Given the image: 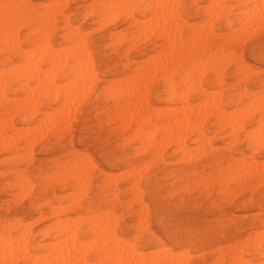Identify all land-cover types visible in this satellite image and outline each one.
Returning <instances> with one entry per match:
<instances>
[{
  "label": "rangeland",
  "instance_id": "374dc122",
  "mask_svg": "<svg viewBox=\"0 0 264 264\" xmlns=\"http://www.w3.org/2000/svg\"><path fill=\"white\" fill-rule=\"evenodd\" d=\"M51 1L52 0H29V3L31 5H34L39 11H42L44 13L52 12L55 10L58 11L56 24L51 38L53 47L55 48L57 47L56 49H58V47L59 48L62 47V45H63L62 48L69 45L68 43H66L64 39V36L68 33L69 30L70 31L74 30L73 35L77 32L80 34L81 30L83 31L80 34L81 36L79 34H75V35H77L78 38H81L80 40L84 39L82 41L86 43L88 52L91 56L92 68L90 69H92L93 70L92 72H94L95 74L94 73L91 74V72L89 74H85L87 75V77L88 75L90 76L86 79V77L82 75L84 74L83 72L84 69L82 68L83 69L82 71L77 67L76 69L81 70L80 71L81 73L76 71H73L75 73L67 72L68 69H65L63 72H60L57 75L59 83L60 82L62 83V81H64L63 84H65L66 82L65 78L66 77L70 78V75L71 77L75 76V79L77 77L79 78L80 77L79 75H82V78L80 77L81 80L80 79H78L79 81L75 80L78 82H74L73 80L74 78L73 79L71 78L72 80L68 79V81H71L69 83L70 84L73 83L76 87L77 83L80 84V81L82 82V79L84 80L85 78L86 82H88V84H91V85L87 84L89 86L87 88L85 84L86 82L84 81V86L85 88L88 89L87 93L84 92L85 88L82 85H79V87L80 86L83 87L84 90L82 91L86 93V95H84L82 91L79 93L80 91L79 89L81 88H75L72 85L74 89L78 91L74 95H77L79 93L81 94L80 95L81 97L77 95L79 100L75 98L76 99V101H74L75 103L79 101V103H76L77 105L74 102H73L74 104L72 103L74 110H73V114H71L72 116L71 117L69 116L68 118L70 120V123L69 121H67L68 120L67 119L66 123L67 122L68 123L66 124L64 122L63 124L64 126L61 128L64 130V133L63 131H61V129L57 133L55 130L57 129V126L53 124L54 122H51L50 119L49 121L48 119H46L48 117L52 118V116H49V113L48 115L45 113L48 116L45 119L47 120L48 126H51L50 128L46 127L47 126L45 123L46 121L40 123L38 122V118L40 119V116L43 117L45 115V114L43 115V113L47 109L49 111L51 110L53 111L58 107V104L52 102L50 98H45L43 100V105L39 107V111L37 112V117H36L37 119L33 117V118H27L26 121H23V115L15 116L11 120V122L14 124L13 130H9V131L7 130L5 135L2 134L3 137L0 134L1 140L2 138L4 139L5 136L6 138L7 136L9 138L13 136L12 141L8 138L11 142L7 141L8 139L7 140L4 139L6 141L0 140L1 141L0 145L1 143L3 145L0 146V230L3 229V227L6 228L8 227V229L11 231V236H12L13 234L16 235V233H18V230H20V228L23 227L22 225H24L25 227H27L26 225H28L29 228L28 227L27 228L31 231V237L29 238V245L30 246L34 244L40 245L49 241L46 237L42 235L41 231L48 228L53 222L58 221L56 220V218L59 219L60 221L65 220L64 221L65 223L67 222L68 225L70 223L69 226H72L77 222L76 219L79 218L78 219L79 222L81 219H86L87 217H89L90 216L89 213L91 214V216H93L97 214V212L99 214L109 212L110 215L111 213L112 214L115 213L114 214L115 215L114 217H116L114 218L115 221L113 220V218L111 219L114 221L113 223L112 221H109L107 219L108 217L106 219L108 220V222H111L112 225L117 221L116 222L117 226L114 224L115 226L114 229L116 230L118 237L128 241L129 243L135 244L136 247L138 248V251H143L142 253L144 254H147L149 252H150L149 254H151L152 252L153 253L157 252L162 255L165 254L168 257H171V254L172 256H176V254H178L177 258L174 257L175 260H177L176 264H178L180 261H181L180 264H182L183 263L182 260L185 257L184 255H187L186 253H184V255L181 254L183 255V257L179 255L180 252L183 251L188 253V255L186 256L188 258L186 260L185 257L183 264H240L238 261H235L237 260L238 257V255L235 253L237 252L239 254L238 251H242L244 253V260L245 261L247 260L248 264L249 263L254 264L255 262H256L255 264H257V262H259L258 264H264V262L260 263V261L264 260L263 255H260L258 253H253L251 249L244 248L248 242H246L245 245H243L242 247L240 246L241 241L244 242L249 236H252L254 232L260 230L261 228H264V184L259 183L260 180L253 176V178L249 179L248 183L241 188L236 187L235 183L229 182L228 187H225L226 190L222 192V184L220 180L216 178L217 174H215V172L217 173V170L220 167L218 166L217 162L219 163L223 162L222 166L226 167V165L224 164H227L226 161L228 159L229 161L231 160L233 161V158L234 159L245 158L248 161L251 160L252 157H255L256 160L259 161L261 159V162L263 161L262 159H264V148L259 149L255 152L252 151L250 146L251 143L248 138L253 134L257 136L256 134L257 132L250 133L248 131L251 130V128H254L251 126L254 125L256 126L258 124L257 123L255 124V122L247 123L245 130V132L246 131L247 132L245 133L244 131H241L235 138L233 137L234 138L233 139L229 135L230 129L225 127L219 128L212 123V120H208L205 122L203 130L205 133V137H207L208 142L212 145L213 155L211 156V154L210 155L201 154L203 153V151L199 149L198 143L193 142L192 138H188L186 143L191 152L190 154L186 155L189 157V159L187 157L186 158L187 160L184 161L185 155H181V153H176L174 145H171V147L170 145H167L166 146L167 148L166 147L163 148L159 153H156V151L154 152V150H152V148L149 145L148 146L146 145L143 148L140 141L136 142L132 139V136L134 135V131H136V129L134 128L137 127L135 124L132 125L133 129L131 127V129L128 131L122 129L121 128L122 126L118 127L116 122L118 119L117 117L118 110L115 107H117L118 103L120 102L122 103L124 99L126 100L127 96L125 97L124 95L123 97H120L117 94H112V92L114 93L117 90L119 91L121 87L122 88L124 87L125 90L126 89L128 90L130 87L133 86L135 87L136 83H138L139 85L141 82L142 87L144 85L143 88H145L143 93L147 91L146 94H144V97L146 95V98L151 104V106H155L151 111V113L141 114L144 116L147 115V117L145 118H148L151 123H154L156 121L157 111L158 112L164 111L166 108L165 109L163 108L164 107L169 108L170 105H172V102L179 105L180 101L179 98H177V96L179 97V95H177V91L181 93V91L184 90L182 89L183 87L181 85L176 84L175 87L171 89V91L166 90L169 84L163 79L164 77L160 73H153L151 74L150 77L148 75L139 81L135 79L137 78L136 76L140 74V70H141L140 67L145 64L148 65L147 62L149 63L151 58L150 56L154 55V53L158 52L159 50H162L161 43L163 42V40L161 39V35H158L157 37V34L159 32H157L158 30L154 29L156 28L154 27V24L156 22L158 27H161L160 22L162 21L164 23L162 19H165L166 21V18L167 19L169 18V22H170L169 16H171V21L175 20L176 22H180V23L184 21L185 24H187L189 27L193 29L194 27L200 26L199 23L201 22L205 23L207 21L205 17L207 18L209 16L211 17V15L214 14V11H216L217 9L226 8V10L228 11L229 18L233 21V30L235 31L237 30L235 34H238V38L240 39H238V42L234 43L233 46L231 47L230 51H232L233 53V58L227 60L222 65L223 70L220 77L221 83L216 80V77L211 72H206L204 74L202 83L206 88L207 87L210 88L211 91H215V90L218 91L220 89L224 93L225 98L227 99L233 98L236 100L237 98L240 97L239 94L242 92V90L243 93L246 94V96H244L243 98L244 102L251 100L249 98L250 97L253 98L252 96L254 95L257 98L261 97L259 95H262V97L264 98V22L262 23V21H264L262 19L264 18V13H263V17L259 18V15H261L262 12H264V7H263L264 5L262 6L255 4V2H259L260 4L261 1L254 0L255 1L254 2L250 0L249 2V0H246L248 2H244L245 0H227V4L230 3L229 5H231L230 7L228 5H220L219 6L220 8L219 7L217 8L216 5H214L213 3V5L216 7V10H213L214 6H212V0H180L179 5H176V3L179 0H176V2L175 0H173V2H175L174 3L175 9L172 7L173 5L172 6L161 5L163 1L166 0H163L162 3L159 2L160 0L155 1L154 3L158 2L159 4H154V5L151 4L153 3L154 0L153 1L136 0L138 2L140 1L139 3L136 1L133 2L129 0L130 4L129 3L127 4L128 1L125 2L124 0L121 1L119 0L121 3L118 0H103V1L102 0L101 1L100 0L98 1L97 0H64V1L55 0L56 6L53 5V3L55 4L54 0L52 1L53 2L52 4H50ZM57 1L62 3L57 4ZM122 1L125 2L124 4H127L129 6L127 5L124 6ZM240 1L242 4L239 3ZM41 2L45 4L42 5ZM93 2L95 4H93ZM100 2H102L101 4L103 5V7L100 4ZM108 2L109 5L113 3L110 6V8L106 7V5H108ZM251 4H253V6ZM131 5L134 6L132 7V9H129L131 8ZM155 5H157V7ZM43 6L45 7V9L43 8ZM117 6H119L120 9H122V6H124L125 8L123 7L124 9L123 11L127 10L126 14L123 11L120 13L118 11L120 9L118 10L116 9L118 8ZM167 6L169 9L165 8ZM162 7L165 8V9L163 8L164 10H169L168 11L169 13L170 10L173 8V10H176L175 14L178 17L174 15L173 10H171L173 11L171 13L174 16L172 17L171 13L169 16H167L169 13L167 14L166 13L167 11H164ZM243 7H245V9ZM58 8L59 10H57ZM149 8H151L152 10H150ZM156 8L159 9V12L161 10L163 11V12L161 11L160 13L161 15L165 13L167 17L164 18L163 17L164 14L162 17H160V14L159 16H157L158 14L156 13L157 11ZM241 8H243L247 13H242ZM101 9H103L102 10L103 12L101 11ZM109 9L110 10L116 9L114 11L116 13H113L112 10L111 12L113 14H111ZM208 9H210L211 11ZM239 9L240 11H238ZM128 10L131 12H128ZM251 10L253 11L252 14H255L258 19H256L255 15L253 16L251 14H248V12L251 13ZM105 11H109V15L107 14L108 12L105 13ZM117 12H119V14ZM153 14L156 15V17ZM243 14L244 15L248 14V19L250 18V20L244 17ZM250 15L253 16V19L251 18ZM106 16L108 18L110 17L111 18L108 19ZM114 16L116 18H114ZM175 16L177 17V19L175 18ZM146 17L150 24L152 21L154 22V24L152 23L153 25L152 24L149 25L146 22L147 20L144 19ZM149 17L151 20L152 19L153 20L151 21ZM106 18L107 21L109 22L105 23ZM172 18L174 20H172ZM241 18L242 19L245 18V19L242 21ZM158 19H160L161 21H159ZM255 19L257 20L258 23H260L258 25L259 27L257 25L255 26L256 23ZM99 20L100 21L103 20L102 25H100L101 22L99 23ZM237 20L240 21L237 22ZM252 20H254L255 22L254 23L251 22ZM244 21L246 22L250 21V22L249 24H247ZM66 22H68V24L69 23L71 24V25L69 24L70 29H68L64 24ZM143 23H145L146 25L148 24V27L144 28V26L146 25ZM184 23L182 22L181 24ZM204 23L201 24L203 25ZM214 23H215V32L218 35L221 34L219 35L221 38H223L230 31L227 29V27L223 22L221 23L215 21ZM72 25H74V28H72L73 27ZM138 25L142 26L141 29L143 28L144 31L145 29L147 31V28L149 29V27L151 28L153 27L154 30L153 29L151 30L149 29V30L150 32H154V31L155 32L152 33L150 36V34L148 35L145 34L146 31L145 32L143 31L144 32V33L142 32L143 35L145 36L147 35L146 36L147 38H145L141 42L140 40H142L143 35L140 33L143 29L140 30L139 32L138 29H140V27H138ZM236 25L237 26L246 25L244 28L248 29V31H244L243 27H242L243 29L239 27V30L241 29L240 30L241 32L239 33L238 28L234 27ZM248 25H250V29L254 26L255 27L252 28L251 31L249 30ZM75 26L78 31L75 29ZM136 27L138 30L136 31V33L139 32L138 34L140 36H138L137 34H131L133 31H135ZM159 29H162V27ZM159 31L161 32V30ZM249 31H251L252 33ZM84 32L86 33V35L84 34ZM146 33H149V31H147ZM155 33L156 35H154ZM222 33H224L225 35L223 34L222 36ZM245 33H247V35ZM129 34H131L132 36ZM133 35H135V37ZM135 38H137V40ZM131 39L132 40L135 39L137 42L135 40L131 42ZM117 41H119L118 44ZM242 61H243V65H245L246 73L245 71L240 73H235L238 63ZM44 68L46 69V67ZM254 69L257 70V72ZM253 70L255 73H253ZM47 71L49 70L47 69ZM50 71L53 72V70ZM54 72L56 73V70ZM75 74L76 75L79 74V75L76 77ZM63 75L66 76L63 77ZM158 75L159 77H157ZM92 76H94L95 78L93 79ZM154 77H157L155 78L156 80H153ZM90 78L93 80L92 83H89L91 81ZM128 79H130V81ZM175 80L177 81L178 78H176ZM233 80L234 83H232ZM115 81L116 82L118 81L117 82L118 84ZM142 81L143 83L145 81L146 82L143 84ZM152 81L153 83L150 85ZM33 84L35 83L30 84L31 87L34 86ZM104 84L105 86L107 84L106 90L104 89L105 87L103 88ZM108 85L114 87V89L116 88L117 90L116 89L115 91H113L114 89L112 91L109 90L108 91L109 93H107L106 91L108 90L109 87ZM118 86L120 88H118ZM112 87L110 89H112ZM238 89L239 91L241 90V92H239ZM173 90L176 91L175 92L176 94L174 93ZM6 93L8 94V96L11 95L10 96L11 98L14 96L13 97L14 99H19V98L21 99V97L23 96V93L17 90V87L7 89ZM104 93L108 94L109 96L108 95L107 97L104 96L105 95ZM74 95L72 97H74ZM82 97H84L83 100L80 99ZM256 97L254 98L256 99ZM130 101L131 103L136 102L134 97H132ZM190 102L192 104L196 102L193 96L190 98ZM52 106H54L55 109ZM158 106H162V108ZM222 107L227 111L231 109L228 105L225 104V102L222 104ZM123 109L128 111L127 108H123ZM123 109L121 113L123 112ZM42 110L44 112H42ZM2 119H0V121H2ZM3 120H5V118ZM41 123H45L44 128L47 129L46 130L47 132L44 130L45 131V134L43 133L44 136L41 133H39L40 129H42L43 127V126L42 127L39 126L41 125ZM32 125L34 126V129L35 127L37 128V130L39 129V132L37 134H34L35 131L34 129H33L34 131L32 129L30 131L27 130ZM33 126L30 128H33ZM258 127L260 126L258 125L255 128L257 129V131L261 129V131H258V136L260 137L264 134V130L262 128L258 129ZM248 128L250 129L248 130ZM19 130L21 133L22 131L23 132L26 131L24 132L26 135L20 133L22 135L21 136L20 134H18ZM13 131H16L18 133L16 132L13 133ZM14 134L15 135L18 134L16 135L17 138L16 136L14 137ZM124 138H126L125 140L127 142L124 140ZM255 139L257 138L255 137ZM260 139H264V136L263 138ZM9 142L11 146L15 145V147H17L18 157L14 161H10L11 158L10 152L12 147L8 149L5 146ZM134 147H136L137 149ZM193 150L196 152H194ZM199 151H201V153ZM191 155H193L194 157ZM72 157L79 159L83 158L82 162L84 161L85 165L82 168L84 169H87V166L90 163V161L94 164V166L91 167V170L87 171V173H89L90 175L89 181L86 180L84 186L81 188V191L78 190L77 192L73 190L68 180L62 179L61 177H59L60 175L57 173L60 167L64 163H66L69 160H72ZM128 160H130V162H128ZM86 161L88 162V164ZM137 161L139 162V164L137 163ZM142 162H144V164H142ZM148 162L149 165L147 164ZM144 165L146 166L144 167L145 169L143 168ZM131 166L132 167L135 166L134 170ZM139 167H141V170ZM136 168H137V175L139 171H142L139 172L138 175L139 177L142 178L140 180L139 191H142L139 192L140 197H135L134 195H132L133 192L130 190V184H131L130 175H126L128 169H131L134 172ZM8 169H9V173H8ZM21 169L27 181H30L28 182L27 185H25L27 186L26 190L25 188L24 189L22 188L24 186L23 184H22L23 186L21 184L20 185L16 184L17 174L15 171ZM119 169L120 170L122 169L121 170L122 172H120ZM53 171L56 172L53 173ZM121 173L123 174V177ZM117 175L119 176L120 179H118ZM202 177L204 179H202ZM55 178L58 179L55 180ZM109 178H111V180H115V183L109 184L108 183ZM257 180L258 183L255 184ZM60 181H62V183ZM31 182L32 184H30ZM29 184L31 185V187H29ZM68 191L72 196L68 194L67 195L63 194V193L65 194L68 193ZM74 191L76 192V194L79 193L80 191L81 192L80 196H77ZM84 191L85 193H82ZM17 194L18 196L19 195L20 196L18 197ZM62 194L64 196H62ZM82 194L85 195L82 196ZM75 195L76 197H74ZM17 197L21 200L18 201ZM72 197H74L75 199L77 198L78 201L76 200L75 202V200H73L74 198L72 199ZM79 197H81V199ZM70 199H72L75 202V206L76 205L78 206L76 207L69 206L70 204L71 205L74 204V202ZM142 204L143 207H141ZM55 205L59 206V208L61 207V210L58 211ZM51 206L53 207L55 206L56 211L55 208H52ZM82 215L83 216L87 215V216H84L85 217L84 218ZM141 215H143L144 217L142 216L141 218L140 217ZM73 216L74 217L77 216L76 219ZM35 217L37 221H35L34 223ZM14 218L16 220H14ZM66 218L69 220L73 218V220L71 221L72 223L69 220L66 221ZM143 219L147 221V227L145 229L144 228L139 229L138 227L140 224L139 220H143ZM15 221L18 223L16 224ZM22 221L23 222L28 221L27 223L29 224L27 223L23 224ZM20 223H22V225ZM31 223L32 225H30ZM88 223H89L88 221L82 222L81 220V223L79 224L81 234L89 229L88 226L90 225H87ZM12 224L13 225L16 224V226L13 227ZM9 225L10 226L12 225V228L9 227ZM112 225L111 227H113ZM5 230L1 231L2 232L1 237L5 236L6 234ZM15 235H13V237ZM158 248L162 250L160 249L158 250ZM154 249L156 251H154ZM236 249L239 250L237 251ZM164 250L166 251V253ZM177 251H179V253ZM191 253H194L195 255L192 254L193 256H191ZM179 256H181L182 260H180ZM231 256L232 257L234 256V258H231ZM96 257L97 256L93 253L90 256V261L91 262L93 261L94 263ZM219 260L221 261L219 262ZM20 261H18L15 264H24L23 261L21 262ZM98 261L100 262V260ZM148 261L149 260L145 262L144 260L142 261L141 264H159L154 261H153L154 263L152 261L148 263ZM247 262H245L244 264H247ZM100 264H107V262L103 261Z\"/></svg>",
  "mask_w": 264,
  "mask_h": 264
},
{
  "label": "bare ground",
  "instance_id": "6f19581e",
  "mask_svg": "<svg viewBox=\"0 0 264 264\" xmlns=\"http://www.w3.org/2000/svg\"><path fill=\"white\" fill-rule=\"evenodd\" d=\"M52 1L50 4L53 3ZM118 1H116V2H118ZM124 1L125 2L128 1L127 4L128 3L130 4L129 0H124ZM131 1L134 2L136 0H131ZM151 1H153V0H151ZM155 1H159V0H154L153 3H151V2L150 3L152 5L159 4L158 2L154 3ZM162 1L163 0H160L159 2L162 3ZM170 1H172V2H170ZM252 1H254V0H252ZM256 1H259V0H256ZM260 1H261L260 4H259V2H255V1L254 2L256 5H262L263 6L264 0L263 1L260 0ZM54 2H55V4L53 3V5L56 6V1L54 0ZM109 2H108V5H109ZM125 2H123V4ZM136 2H138V1H136ZM147 2H144V3H147ZM175 2H176V0H175ZM175 2H173V0H168V1L166 0V1H163V3L161 5H168V6L173 5L172 7L175 9V7H174ZM244 2H248V1L245 0ZM249 2H250V0H249ZM58 3H62V2L57 1V4ZM101 3L102 2H100V4ZM213 3H214V5H216L217 8L220 5H228L229 7L231 6V5H229L230 3L227 4V0H212V6H214ZM239 3H241V1ZM44 4L45 3H42V5H44ZM93 4H95V3L93 2ZM127 4H124V6ZM179 4H180V0L176 3V5H179ZM209 4H211V3H209ZM209 4H208V7H209ZM108 5H106V7L110 8L111 5H109V6ZM251 5L253 6V4H251ZM251 5H248V6H251ZM64 6H65V4H64ZM124 6H122V9H120L119 6H117L118 8H116V9L117 10L120 9L118 11L121 13L124 10L123 9ZM127 6H129V5H127ZM133 6L131 5V8H129V9H132ZM155 6L157 7V5H155ZM168 6L165 8L167 9ZM102 7H103V5H102ZM214 7H213V10H216V7H215V9H214ZM222 7H225V6H222ZM43 8L45 9L44 6H43ZM163 8L164 7H162V9ZM173 8L172 9L170 8V9L173 10ZM243 8L245 9V7H243ZM243 8H241L242 13H247V12H245V10ZM149 9L152 10L151 8H149ZM57 10H59V8ZM102 10L103 9H101V11ZM112 10H110V12ZM115 10H113V13H116V12H114ZM156 10L159 12V9L156 8ZM171 10H170V13L174 11L173 13H174V15H176L175 14L176 10H173V11H171ZM208 10H210V9H208ZM157 11H156V13L158 14L157 16H159V14L161 13L162 10L159 13ZM164 11H167L166 12L167 14L169 13L168 12L169 10H164ZM238 11H240V9ZM254 11H255V9H254ZM119 12H117V13L119 14ZM123 12H125V14H126L127 10L123 11ZM128 12H131V11L128 10ZM215 12L218 14H216ZM252 12L253 11L251 10V13L248 12V14H251L254 16L255 14H252ZM105 13H107L109 15V11H105ZM113 13L111 12V14H113ZM170 13L167 16H169ZM210 13H212V12H210ZM263 13L264 12H262V14L259 15L260 14V12H259V14H258L259 18L263 17ZM163 14H164V16H163ZM163 14L162 15L160 14V17L163 16L164 18H166L167 17L166 14L165 13H163ZM214 14H216V15H214ZM214 14H212L213 16L211 15V17L209 15H208L209 16L208 18L205 17V19H207V21L205 23L201 22V23H204L203 25L201 23H199L200 26L194 27L193 29L191 27H189L187 24H185L184 21H182L184 24H181L182 22L181 23L176 22L173 18H172V20H174V21H171V16H169L170 22H169V18L168 19L166 18V21H165V19H162L164 21V23L160 20L161 18L159 17L160 19H158V20L162 22V23L160 22V26L162 27V29H159L161 27H158L156 22H155V24H156V26H155L154 22L152 21L153 19L152 20L150 19L151 16L149 17V19L152 21L151 22L149 20L151 22V24L153 23L154 27H156V28L158 27L157 29L156 28H154V29L158 30L157 32L160 33V34L159 33L157 34V37H158V35H161V39L163 40V42H162L163 44L161 43L162 50H159L158 52L154 53V55L150 56L151 57L150 61H149V63L147 62L148 65L145 64V65H142L140 67V69H141L140 74L138 76L135 75L137 77L135 79H137V81H139L148 75L150 77L151 74H153V73H160L161 75H163V77H164L163 79L169 84L168 87L166 88V90L171 91V89L173 87H175L176 84L181 85L183 87L182 89H184L183 91H181V93H179L177 91V95H179V97L177 96V98H179V101H180L179 105L172 102V105H170L169 108L164 107L163 109L166 108L164 111H162V112L157 111L156 112V121L154 123H151L148 118H145V117H147V115L146 116L141 115L142 113H148V114L151 113V111L155 107V106H151V104L149 103V101L146 98V95L144 97V94H146L147 91H145V93H143L145 88H143L144 85L142 87L141 82L139 85H138V83H136L135 87L129 86L131 89L129 88L128 90L127 89L125 90L124 87L123 88L121 87V89L119 91L116 88L115 89L117 91H115L114 87L108 85L109 87H108V90L106 91L107 93H109L108 92L109 90L112 91L114 89L113 91H115V92L114 93L112 92V94H117L120 97H123L124 95H125V97L127 96L126 100L124 99V101L122 103L121 102L118 103L117 107H115V108H117V110H118L117 112L119 115V116L117 115V117H118V119L116 121L117 126L118 127L122 126L121 127L122 129H124L125 131H128L131 129L132 125L135 124L137 127L134 129H136V131L133 130L134 135L132 134L133 136L132 135H130V136H132V139L134 141H136V142L140 141L143 148L146 145L147 146L149 145L152 148V150H154V152L156 151V153H159L167 145H170V147H171V145H174L176 153H181V155H185L184 156L185 159L182 157L185 161V160H187L186 158L188 157L186 155L190 154V152H191L187 146V143H186L188 138H192L193 142L198 143L199 149L203 151V153H201V151H199L201 154H204V155H208V154L210 155L211 154V156L213 155L212 145L208 142V139H207V137H205V133L203 130L204 124L208 120H212V123L215 124L219 128L225 127V128L230 129L229 135L232 138L233 137L235 138L241 131L245 132L246 125H247V123H250V122H255V124L257 123L260 126V127H258V129L262 128L264 130V128H263L264 127V98L262 97V95H259L261 97H258V98L254 95L252 97L253 98L256 97V99L255 98L253 99L250 97L249 99H251V100L244 102L243 98H244V96H246V94L243 93V90L241 92V90L239 91V89H238V91L242 93V94L241 93L239 94L240 95L239 98L236 97L237 98L236 100L233 98L227 99V98H225L224 93L220 89L218 91H216V90L211 91L210 88H208V87L206 88L202 83L204 74L206 72H211L216 77V80L221 83L220 77H221V73L223 70L222 65L227 60H230L233 58V53H232V51H230L231 47L233 46L234 43L238 42V39H240V38H238V34H235L237 30L236 31L233 30V21L229 18L228 11L226 10V8L225 9L224 8L217 9L216 11H214ZM248 14L247 15L245 14L246 16L244 14L243 15H244V17H246L248 19ZM57 15H58V11H56V10L52 11V12H48V13H44L42 11H39L34 5H31L29 3V0H0V119L5 118V120L2 119V121H0V134H1V136H2V134L5 135L7 130L8 131L13 130L14 124L11 122L13 117L23 115V121H26L27 118H33V117L36 118L37 112L39 111V107L41 105H43V100L45 98H50L52 102L58 104V107L56 106L57 108L55 109V107L52 106L55 109L53 111L52 110L49 111L47 109L44 112L42 110V112H44L43 115L45 113L48 115V113H49V116H52V118L48 117L45 114L44 115L45 117L40 116V119L38 118V122L40 123V122L46 121L45 122L47 125L46 127L50 128L51 126H48L47 120H46V119H48V121H49V119H50V121L54 122L53 124L55 126H57V129H55V130L58 133L60 131V129L64 126L63 125L64 122L66 123V120L69 118V116L71 117L72 116L71 114H73L74 109H73L72 103L74 101H76V99H78L77 95L78 96L81 95L79 93L82 90H84L83 87L85 88L84 81L86 82V79L88 77H90L89 75L87 77V75H85V74H89L90 72H91V74L94 73V72H92L93 70L90 69V68H92V65H91L92 61H91V56H90L88 49H87V45L85 42L82 41L84 39L80 40L81 38H78V36L75 35V34H79L78 32L73 35L74 30L73 31L69 30L68 33L64 36L66 43L69 44L67 46H69V47H67L66 45H65L66 47L62 48L63 47V45H62V47H60V48L58 47V49H56L57 47L56 48L53 47V44L51 42V38H52L53 30H54V27L56 24ZM171 15H172V17L174 16L172 13H171ZM154 16L156 17V15H154ZM176 16H175V18L177 19L178 16L177 17ZM253 16H251L252 19H253ZM255 17H256V19H258L256 15H255ZM107 18H106L105 23L109 22V21H107ZM110 18H108V19H110ZM114 18H116V17L114 16ZM144 19L147 20V17ZM244 19H242V21ZM262 19L264 20V18H262ZM82 20H83V18H82ZM82 20H80V21H82ZM103 20L102 21L99 20V23L101 22L100 25H102ZM155 20H156V18H155ZM167 20H168V22H167ZM248 20H250V18ZM159 21H157V22H159ZM215 21H218L221 23L223 22L225 24V26L227 27V29L230 30L226 35L224 33H222V36H223V34L225 35L223 38H221L219 36L221 34L218 35L215 32V23H214ZM239 21L240 20H237V22H239ZM246 21H244V22L249 24L250 21L249 22H246ZM141 22H143V21H141ZM146 22L149 25H151L148 22V20ZM241 22H240V25H241ZM251 22L254 23L255 21L252 20ZM260 22H261V20H260ZM263 22L264 21H262V23ZM131 23H132V21H131ZM145 23H143V24H145ZM64 24L66 25V27L68 29H70V27H69L71 25L70 23H69L70 25L68 24V22H66ZM148 24L147 25L145 24L146 26H144V28L148 27ZM259 24L260 23H258L256 20L255 26L256 25L258 26ZM100 25H99V27H100ZM197 25H198V23H197ZM72 26H73L72 28H74V25H72ZM76 26H75V29H76ZM97 26H96V28H97ZM103 26H104V24H103ZM245 26L244 25L243 26H237L236 25L234 27H237L238 32L240 33L241 29L239 30V27L244 28ZM248 26H249V30H251V31H252V28L255 27L254 26L250 29V25H248ZM138 27H140V29H138L140 32V30H142L143 28L141 29L142 26H140V25H138ZM149 29L151 30V29H153V27L152 28L149 27ZM149 29L147 28V31H149V33H146L147 32L146 29H145L146 32L143 29L140 34L143 35V33L145 32V34H147V35L150 34V36H151V34L154 33L155 31L150 32ZM97 30H98V28H97ZM138 30L136 27L135 31H133L131 34H137L138 36H140L138 34L139 32L136 33V31H138ZM159 30H161V32ZM87 31H88V29H87ZM244 31H248V29L244 28ZM251 31H249V32H251ZM80 32L82 33L83 31L81 30ZM156 33L154 35H156ZM242 33H244V32H242ZM242 33H241V35H242ZM84 34L86 35L85 32H84ZM131 34H129V35H131ZM245 34L247 35V33H245ZM133 36L135 37V35H133ZM144 36L145 35L142 36L143 38H142V40H140L141 42L145 38H147L146 36L145 37ZM125 39H126V37H125ZM135 39L137 40V38H135ZM135 39H133V40H135ZM133 40L131 39V42ZM118 42L119 41H117V44H118ZM244 63H246V62H244ZM44 67H46V69ZM77 67L79 69H81L82 71L84 69V71H83L84 74H82V75L85 76L86 79L85 78H84V80L82 79V82L80 81V84L77 83V85L75 87V85L73 83H71V84L69 83L71 81H68V79L72 80L74 78L73 79L74 82H78L79 81L78 79L81 80L82 75L78 74L81 77V78L80 77L78 78L77 77L78 75L75 74L77 77L75 79V76L73 74L74 77H71V75H70V78L69 77L65 78V81L66 82L68 81L67 83L65 82V84H63L64 81H62V83L61 82L59 83L57 75L60 72H63L65 69H68L67 72L75 73L73 71H76V72L81 73L80 72L81 70L78 69L79 70L78 71L76 69ZM47 69L49 71L53 70V72L50 71V73H49V71H47ZM55 70H56V73L54 72ZM254 70H253V73H255ZM244 71L246 73L245 65H243V61L239 62L237 65V68L235 70V73H240V72H244ZM255 71L257 72V70H255ZM64 76H66V75H63V77ZM157 77H159V75ZM157 77H154L153 80H156L155 78H157ZM243 77H244V75H243ZM92 78L94 79L95 77L92 76ZM176 78H178L177 81L175 80ZM146 79H148V78H146ZM212 79H214V78H212ZM75 80H78V81H75ZM128 80L130 81V79H128ZM92 81L93 80L91 79V81L89 83H92ZM149 81H150V79H149ZM31 83H35V84H33L34 85L33 87H31V85H30ZM142 83H143V81H142ZM152 83H153V81L150 83V85ZM232 83H234V80L232 81ZM61 84H63V85H61ZM85 84H86L87 88L89 87L88 85H91V84H88V82H86ZM107 84H106V86H105V84H104V86L102 85L103 88L105 87L104 88L105 90L107 89L106 88ZM69 85L70 86L73 85L75 88H81V89H79L80 90L79 93L77 95H74L78 91H76V89H74L73 86L70 87ZM79 85H82L83 87H81V86L79 87ZM146 85H147V83H146ZM150 85H149V87H150ZM15 87H17V90H19L23 93V96L21 97V99L20 98L14 99L13 98L14 96L11 98L10 97L11 95L8 96V94L6 93L7 89L15 88ZM111 87H112V89H110ZM87 88H85L86 91L84 90V92H86V93L88 90ZM118 88H120V87L118 86ZM127 88H128V85H127ZM244 89H245V87H244ZM129 90H131V91H129ZM173 91H174V93L176 92L175 90H173ZM84 92H83V94L86 95V93H84ZM83 94H82V96H83ZM104 94H105L104 96L107 97L108 94H106V93H104ZM254 94H256V93H254ZM73 95H74V97H72ZM192 96L196 100V102L193 104L190 102V98ZM132 97L135 98L136 102L131 103L130 100ZM73 98H74V100H73ZM83 98L84 97H82L80 99L83 100ZM82 100H80V101H82ZM224 102L226 105H228L232 109V110L230 109L231 111L230 110L227 111V110L223 109L222 104ZM76 103H79V101H77ZM158 107L162 108V106H158ZM123 108H127L128 111H126ZM122 109H123L124 113L123 112L121 113ZM115 113H116V111H115ZM115 113H113V114H115ZM140 115L144 116V117H141ZM46 117H48V118H46ZM67 121H69V123H70L69 119ZM39 123H37V124H39ZM45 123H41V125H39V126L40 127L43 126L42 127V129H43L45 126ZM37 124H36V127H37ZM49 125H50V122H49ZM258 125H256V126H258ZM20 126H22V125H20ZM32 126H30V127H32ZM256 126L254 125L251 127L255 128ZM30 127L27 130L30 131L31 129L32 130L34 129V126H33V128H30ZM36 127L34 129L35 131L37 130ZM250 128H248V130ZM254 128H251V130H249L248 132H250V133L251 132L252 133L257 132L256 134L258 136V131H261V129L257 131V129L255 128V130H256L255 131ZM42 129H40V132H39V129L36 132L33 130L34 134H37L39 132L44 136L45 131L47 129L44 128L43 129V131L45 130L44 132L42 131ZM132 129H133V127H132ZM22 130H24V129H22ZM17 131H18V129H17ZM61 131H63V133H64L63 129H61ZM133 131H132V133H133ZM14 132H16V131H13V133ZM24 132H26V131H24ZM24 132L22 131V133H21L19 130V133L18 132H16V133H18V134L21 133L24 135L25 134ZM250 133H249V135H250ZM10 134H11V132H10ZM18 134H16V135H18ZM16 135L14 134V137ZM36 136H38V135H36ZM252 136H255L257 139H255V137H252ZM252 136L248 137L249 141L251 143L250 146H251L252 151L255 152L259 149H263L264 148V139H260V138H263L264 134L260 137L259 136L257 137L255 134H253ZM12 137L13 136H11V138H9L7 136V138H6V136H5L4 139L7 140L9 138L12 141ZM38 137H40V136H38ZM16 138H17V136H16ZM4 139L2 138L3 141H6ZM9 139L7 141H10ZM125 139L126 138H124V140ZM10 142L5 146L8 149L10 147H12L11 152H10V154H11L10 161H14L18 157V155H17L18 151H17V147H15V145H13V146L10 145ZM27 142H28V140H27ZM1 145H2V143H1ZM221 146H223V145H221ZM134 148H136V147H134ZM227 149H228V147H227ZM195 150H196V148H195ZM142 151H144V150H142ZM194 152H196V151H194ZM197 154H199V153H197ZM124 156H123V158H124ZM191 156H193V155H191ZM88 158H89V156H88ZM180 158H181V156H180ZM82 159L72 157V160L67 161L66 163H64L60 167L59 171L57 170L58 171L57 173L60 175L59 177H61L64 180H68L70 182V186H72L73 190H75L76 192L78 190L81 191V188L84 186L86 180L89 181L90 175H89V173H87V171L91 170V167L94 166V164L91 161L89 164L86 161L88 164V166L86 165L87 169L82 168L85 165L84 161L82 162ZM188 159H189V157H188ZM262 160H263L262 162H261V159L258 161L255 159V157H252V159L248 160V161L245 158H240V159H234L233 158V161L232 160L229 161V159L226 161L227 164H224V165H226V167L222 166L223 162L219 163L216 161L218 163V166H220V167L217 170V173L215 172V174H217L216 178H218L222 184V192L226 190L225 187H228L229 182H233V183H235L236 187L241 188V187L245 186L248 183L249 179L253 178V176L260 180L259 183L264 184V159H262ZM160 161H161V159H160ZM128 162H130V160H128ZM174 162H175V160H174ZM137 163L139 164L138 161H137ZM142 164H144V162H142ZM142 164H140V165H142ZM147 164L149 165V162ZM147 164H145V165H147ZM145 165L143 166V168L146 167ZM86 166H85V168H86ZM137 166H139V165H137ZM134 167H132L133 170H134ZM139 168L141 170V167H139ZM121 170H120V172H122ZM10 171H11V169H10ZM15 172L17 174L16 184H19V185L23 184L25 186L28 184V182H30V181H27V179L25 178L22 169L16 170ZM54 172H56V171H53V173ZM139 172H142V171H139ZM139 172H138V175H139ZM8 173H9V169H8ZM58 174H57V177H58ZM118 175H117V177H118V179H120ZM121 175L123 177L122 173H121ZM126 175H130V183H131L130 184V190L133 192L132 195H134L135 197H140L139 192H142V191H139L140 190V180L142 178L137 175V168L135 169L134 172L131 169H128V171L126 172ZM57 179L58 178H55V180H57ZM202 179H204V178L202 177ZM60 182L62 183V181H60ZM63 182H65V181H63ZM194 182H196V181H194ZM201 182H202V180H201ZM108 183L109 184L115 183V180H111V178H109ZM257 183H258V180L255 184H257ZM30 184H32V182ZM30 184H29V187H31ZM255 184H252V185H255ZM24 186L22 188L23 189L25 188V190H26L27 186H25V187ZM25 190H23V191H25ZM80 191L77 194L75 192V194L77 196H80V193H81ZM117 191H118V189H117ZM26 193H27V191H26ZM26 193H24V194H26ZM82 193H85V191ZM63 194L64 195H67V194L70 195L69 191H68V193H66V194L63 193ZM63 194H62V196H64ZM1 195H2V193H1ZM76 195L74 197H76ZM84 195L85 194H82V196H84ZM114 195H113V197H114ZM17 196H18V194H17ZM58 196H60V195H58ZM70 196H72V195H70ZM18 197H17V200L18 201L21 200ZM74 197H72V199ZM79 198L81 199V197H79ZM111 198H112V196H111ZM72 199H70V200H72ZM17 200H16V202H17ZM73 200H75V202H76L77 198L76 199L74 198ZM135 201H136V198H135ZM75 202L73 205H71L69 203L70 204L69 206H71V207L75 206ZM58 205H60V204H58ZM144 205H145V203H144ZM55 206L57 207L58 211L61 210V207L59 208V206H57V205H55ZM55 206L54 207L51 206V207L55 208V211H56ZM76 206H78V205H76ZM141 207H143V204L141 205ZM65 209H66V207H65ZM108 210H110V209H108ZM52 211H53V209H52ZM104 211H107V210H104ZM143 211H145V210H143ZM169 212H167V213H169ZM53 214H54V212H53ZM114 214L115 213H113V214L111 213V215H110L109 212L99 214L97 212V214H95V215L92 214L93 216H91V214L89 213V215H90L89 217H87L86 219H81L82 222L88 221L90 223V224L89 223L87 224V225H90V226H88L89 229L84 231L82 234H81V231L79 228V224L81 223V220L78 222L79 218L76 219V217L78 215L76 217L73 216L77 222L74 225L71 224L72 226H69L70 223H69V225L67 224V222L65 223L64 218H63L64 221H62V220L60 221L59 219L56 218V220H58V221L53 222L48 228L41 231L42 235L44 237H46L49 241L46 243L40 244V245L34 244L31 246L29 245V238L31 237V231L28 229L29 228L28 225L25 224L28 227L27 228L24 225H22V223H20L23 227L20 228V230H18V233L15 232L16 235L18 234L17 236L15 234H13V235H15L14 237H13V235L11 236V231L8 229V227L6 228V227L2 226L3 229L0 230V237L2 236L1 231L5 230V229H6L5 230L6 234H5V236L0 238V264H15L20 260L23 261L24 264H95V263L100 264L103 261H106L107 264H141L142 261H144V260H145V262L147 260H149L148 263L150 261H152V262L154 261V262H157L159 264H173V263L176 264L177 260H175V258L178 257V254H176V251H175L176 256H172V254H171V257H168L165 254H163V255H165V256H163L162 254L157 253V252H155V253L152 252L153 254L152 253L149 254L150 252L147 254H144V253H142L143 251H138V248L136 247L135 244L129 243L128 241L119 238L116 230L114 229V227H115L114 224L117 226V224H116L117 221L113 225L111 224V222H108V220L112 221V223L115 221L114 218H116V217H114L115 216ZM143 215H141L140 217L142 218ZM84 216H87V215H84ZM111 216H113V217H111ZM43 217H44V215H43ZM109 217H111V218H109ZM67 218H69V217H67ZM67 218H66V221L69 220ZM112 218L114 221L111 220ZM75 219H74V222H75ZM14 220H16V219L14 218ZM72 220H73V218L69 221L71 222ZM31 221H33V220H31ZM31 221H29V222H31ZM35 221H37L36 217H35L34 223H35ZM139 221H138L140 223L138 226L139 229H142V228L145 229L147 227V221L144 219L139 220ZM27 222L24 221L23 224L27 223ZM17 223L18 222H16V224ZM50 223H51V221H50ZM16 224L15 225L12 224L13 227L16 226ZM27 224H29V223H27ZM12 225L11 226L9 225V227L12 228ZM30 225H32V223ZM111 225L113 227H111ZM5 232H3V233H5ZM37 232H39V231H37ZM86 234H88V235H86ZM133 239H135V238H133ZM246 242H248V243L245 245ZM243 245H245L244 248L251 249V251L253 253H258V254L264 256V228H261L260 230L254 232V234L252 236H249L244 242L241 241L240 246L242 247ZM166 247H168V246H166ZM160 248H158V250ZM217 248H219V247H217ZM155 249H154V251H156ZM163 249H165V248H163ZM160 250H162V249H160ZM164 251H163V253H164ZM177 252L179 253V251H177ZM182 252H180L179 255H181V254L184 255V253H186L188 255L187 252H183V253ZM238 252H239V254L237 252L235 253L238 255L237 260H235V261H238L240 264L241 263L244 264L245 262H247V260L246 261L244 260V253L242 251H238ZM93 253L97 256L96 257L97 260L94 258L95 259L94 263H93V261L92 262L90 261V256ZM165 253H166V251H165ZM192 254H194V253H191V256H193ZM183 255H181V256L183 257ZM187 255H184V256L186 257ZM181 256H179L180 260H182ZM185 257H184V259H185ZM187 258L188 257H186V260H187ZM231 258H234V256L233 257L231 256ZM184 259L182 260L183 263H184ZM98 260H100V262ZM174 260H175V262H174ZM261 260H263V259H261ZM96 261H98V262H96ZM220 261L221 260H219V262ZM180 262L178 264H180ZM261 262H264V260L260 261V263ZM258 263L259 262H257V264ZM247 264H248V262H247ZM249 264H252V263H249Z\"/></svg>",
  "mask_w": 264,
  "mask_h": 264
}]
</instances>
